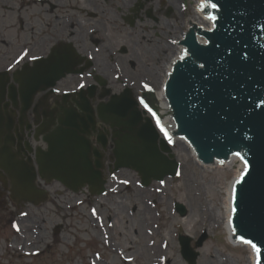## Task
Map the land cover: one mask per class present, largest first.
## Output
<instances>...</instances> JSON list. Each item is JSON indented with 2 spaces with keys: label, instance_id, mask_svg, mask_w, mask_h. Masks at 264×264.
<instances>
[{
  "label": "rangeland",
  "instance_id": "1",
  "mask_svg": "<svg viewBox=\"0 0 264 264\" xmlns=\"http://www.w3.org/2000/svg\"><path fill=\"white\" fill-rule=\"evenodd\" d=\"M131 1L0 0V69H6L24 46L29 48L27 60L41 49L46 51L51 44L76 39L78 31L71 26L66 29L64 19L57 18L73 11L83 33L95 26L105 34V39L95 33L85 41L82 39L84 48L102 54L110 46L120 50L121 63L134 78V83H107L112 93L124 85L139 93L143 78L137 75L150 69L157 78L148 84L159 89L172 54L168 52L162 60L159 56L158 63L155 53L161 45H169L167 39L177 37L186 18L195 17L196 13L189 4L179 8L178 0L174 3L164 0L163 4L162 0H142V12L151 9L158 20L142 13L130 27L123 15L127 17L131 13L127 9ZM131 4L134 6V2ZM169 5L173 6L172 15L163 16ZM163 6L160 15L158 9ZM39 39H45L43 47ZM92 39H98L97 47ZM145 64L149 66L146 69ZM70 84L75 87L77 83ZM68 85L59 83V87ZM176 143L172 153L180 163L181 176L165 177L163 186L159 182L142 186L135 172L122 169L108 178L107 188L117 186L118 193L108 190L102 197L81 191L74 193L60 182L52 181L47 185L49 198L38 205L0 198V264H189L181 254L178 239L181 235L191 238L190 245L197 255L193 264H251L250 250L234 246L224 227L223 202L234 171L223 164H198L188 147ZM42 147L45 149L46 145L43 143ZM108 149L104 157L106 164L110 163ZM122 181H128V185ZM119 182L122 184L118 185ZM157 188L161 190L156 191ZM175 202L186 209L184 215L175 211ZM139 205L147 206L149 212L145 214ZM92 209L103 218L102 226L93 217ZM199 240H202L200 244ZM116 248L134 259L121 260L113 253ZM96 251L105 262L96 261ZM159 255L166 260L154 263Z\"/></svg>",
  "mask_w": 264,
  "mask_h": 264
},
{
  "label": "water",
  "instance_id": "2",
  "mask_svg": "<svg viewBox=\"0 0 264 264\" xmlns=\"http://www.w3.org/2000/svg\"><path fill=\"white\" fill-rule=\"evenodd\" d=\"M220 1V27L211 36L206 34L210 36L211 45L202 48L193 45L195 56L181 64L168 83L169 94H164V118L170 115L167 105L171 97L175 123L179 126L173 131L175 138H187L197 152H201L200 156L204 155L209 160L213 155L226 157L238 143L248 147V159L254 161L255 166L238 188L235 223L240 232L261 247V264H264V246L259 243L264 241V105L255 107L264 100V44L260 40L264 33V0ZM205 15V12L198 11V16ZM192 24L195 22L187 20L185 26L188 28ZM194 59L202 62L204 68H198ZM40 73L26 71L13 75L14 81L20 84L21 99L31 101L38 91H45L56 84L37 83ZM7 81L8 76H0L2 87ZM127 95L126 90L97 108L98 118L116 127L112 135L114 168L134 169L148 180L176 175L178 163L165 155L173 156L170 147L162 138L160 148L157 146L159 134L149 118L141 122L136 100L135 112L126 110L120 103ZM0 96L3 98L4 90ZM142 96L148 99L152 110H156L153 92ZM11 97H16L14 90ZM66 99L65 96L63 100ZM83 108L92 112L90 107ZM112 110L122 116L119 119L107 118V112ZM74 113L59 117V126L44 137L48 151L37 153L39 171L47 176V180H59L74 191L89 185L91 192L99 194L105 190L100 171L103 168L102 155L91 146L88 138L91 135L89 127L94 120L90 116L86 121ZM97 140L103 145L106 143L104 137L98 136ZM242 148L246 149L245 146ZM12 179L17 183L16 193L13 192L18 198L29 201H33L35 196L44 198L45 192L35 189L32 168L25 173H15ZM93 185L97 188L94 189ZM177 209L181 215L186 212L180 204ZM236 231L238 229L233 228L232 238H227L235 239ZM190 240V237L180 239L182 253L191 255L192 263L197 255L190 248Z\"/></svg>",
  "mask_w": 264,
  "mask_h": 264
},
{
  "label": "flooded vegetation",
  "instance_id": "3",
  "mask_svg": "<svg viewBox=\"0 0 264 264\" xmlns=\"http://www.w3.org/2000/svg\"><path fill=\"white\" fill-rule=\"evenodd\" d=\"M107 1V0H105ZM139 1L140 0H132L131 3L134 2V6H131L132 4L129 3L127 5V9L132 13L134 11H136V8L139 9ZM154 1V0H152ZM167 1V0H166ZM177 1V0H176ZM179 1V8H184V5L187 4L186 0H178ZM177 1V2H178ZM39 2H46V0H39ZM127 2V1H126ZM171 2H175V0L171 1ZM165 3L164 0L161 1V4ZM170 3V1H169ZM70 5H67L66 7H69ZM169 8H167L164 13L163 16H168V15H172V11H173V6L169 5ZM164 6L160 9H158L159 14L161 15V13L164 10ZM148 11V10H147ZM149 11H151V9H149ZM90 13V12H89ZM129 13L127 15V17L131 14ZM59 14V13H57ZM145 14H147V12L145 11ZM154 16V21H157L158 18ZM127 17H125L123 15V19L125 20V22L130 26H134L135 24V20L139 19L140 16H137L135 20L130 21ZM57 18L64 19L65 23H67L66 29H68L70 26L72 28H74L75 30L78 31L77 34H75L76 39H71L69 42H63V41H59L57 43L54 44H46L49 45L46 51H41L39 53L36 54V56L42 57V58H48V56H52V52L53 49L60 43H66L68 44L69 48H72L74 50V56L71 59H67V58H62L60 60H55L58 62V67L59 69H62L60 71H50V76L51 78H56L59 73H64L59 80L56 81V83H69L68 86H66V88H74L70 87L71 84L70 83H77L75 88H78V85L80 83H86L84 84L85 87L87 88L89 85H91L92 83H134V78L130 77L127 73L126 70L124 68V66L122 65L120 60V56H121V51L120 50H116L113 49L111 46L110 48L107 47V49L105 50V54H102V51L99 52H91V50L84 48L85 43L82 41V39L85 41L87 38H91L90 36L95 33L97 34L99 37L98 38H103L105 39V34L104 31L101 30V28L96 29L95 26L91 27L94 28L93 32H90V29L86 32H82L83 28L80 25V23L77 20L76 17V13L69 12V13H65L64 15H57ZM100 23V22H98ZM128 34V33H127ZM130 36V35H129ZM46 39V38H45ZM45 39H43L41 41V39H39L40 45H42V47L45 44ZM45 41V42H44ZM48 41V40H47ZM92 44L93 46L97 47L96 44L99 42L98 39H92ZM167 43L169 44V38L167 39ZM61 52V51H60ZM156 56V60L159 63L162 58L165 56V54H161V50L158 51V53ZM161 54V55H160ZM159 56H161V60L159 59ZM91 57V59L89 58ZM53 62V61H52ZM54 65V62H53ZM41 67H45L44 64L41 65ZM149 66L147 64H145V69L148 68ZM22 68V67H21ZM152 69H150L148 72H145L143 74V72H139L137 77L141 76L143 79H141V83H148V82H152L153 79H156L157 77L153 76L151 74ZM153 73V72H152ZM108 89H110V91L112 92L111 88L108 87V84L106 86ZM58 90H60L61 92L63 91L62 87L59 88L58 86ZM101 90L103 91V88L100 86H97L96 89L94 90L97 94L95 99H93L91 101V105L96 107L98 106L101 102H107L110 97H106V98H99V93L101 92ZM120 92V91H117ZM42 94H39L36 96L35 100L36 103L40 104V107H32L28 112H27V117L25 120V116H24V122L27 123L28 125L33 127V131L30 132L29 128H27V131L25 133L24 140L27 138L28 141V146H31V142L35 141L36 138V133L39 132L43 127L46 121H49L50 119H48L49 117L53 116V115H58L59 112L61 111V107H62V103L63 100L60 97L57 96H53L50 97L47 101V103L40 101L41 98H43L41 96ZM71 99H76L78 100V96L73 95L69 98L70 102ZM7 102H11L10 100L6 99ZM11 106H13V104L11 103ZM22 109L24 108V106L21 104ZM74 107H76L74 105ZM77 112L80 115H85V113H83L80 109L76 108ZM20 113V112H19ZM50 113L51 115L48 116L47 114ZM10 115H12L11 113H9ZM23 115V114H22ZM46 116V118H45ZM21 120V114H18L17 117V121L20 122ZM41 121L42 126L38 127L36 125H34V123L36 121ZM35 121V122H34ZM27 125V126H28ZM110 130L109 126L101 123L100 121L96 120L95 121V131L98 134H103V131H107ZM16 138V144L17 146L14 148H12V152L14 153L16 149H18L19 146L24 145L26 147V143L23 140V143H19V136L18 133L16 131L13 132ZM93 139V138H92ZM33 144H36L37 142H32ZM27 150V147H26ZM34 159V155H32V161ZM20 160V162L22 161L23 165H27L28 162L32 163V165L34 164L32 161L28 160L27 157H23L22 160ZM0 169V198H3L4 200H6L8 197L11 198V192L7 191V189L5 188L6 186V182L1 178L2 175L3 176H7V174ZM37 183H42L41 180H36ZM117 250V249H116ZM115 250V253L117 252Z\"/></svg>",
  "mask_w": 264,
  "mask_h": 264
},
{
  "label": "bare ground",
  "instance_id": "4",
  "mask_svg": "<svg viewBox=\"0 0 264 264\" xmlns=\"http://www.w3.org/2000/svg\"><path fill=\"white\" fill-rule=\"evenodd\" d=\"M141 1L142 0H140L139 3H138L140 8L139 9L136 8V11L132 12L127 17L130 21L135 20L137 16H140L142 13H145V11L142 12L143 3ZM200 3H201V0H190V5H192V7H193V9H194V11L196 13V16L194 18H190V19H187V20L195 22L196 26L201 27L204 30L206 28L208 29L209 27H211V24H210V21H208L205 18V16H198V11H199L198 9H199V4ZM146 12H147V14L149 16H153L152 15V12H153L152 10L151 11L148 10ZM93 15H96V14L93 13ZM185 25H186V23H185ZM175 38H177V37H175ZM25 43H27V42H25ZM174 47H175V50H174V53H175L178 50V48L176 47V45ZM54 49H56L58 51H61V52L66 51L68 49H71V51L74 53V50L72 48H69L68 44H66V43H60ZM160 50H162L161 54L167 55L168 52H170L172 54L173 46H171L170 44L169 45L164 44V45H161V49ZM60 59H62V58H58L56 60H60ZM170 64L171 63L168 64V67L166 69L167 71H169V69L171 67ZM164 74H166V71H164ZM164 74H163L161 83L158 84L159 85V89L162 88V86L164 84L163 83L164 82ZM9 76L10 75H8V77ZM53 80H55V78ZM7 86H8V83H3V87H2L1 82H0V95H1V92L4 90V88L7 87ZM139 93H140V95H142L144 93V90L142 89ZM96 94L97 93L95 91H89L87 94L83 95L81 100L78 101V102L75 99H71L72 102H70L69 99L65 100L62 103V111H60L58 115H53V116L49 117L48 119L53 120V122L56 125V127H58L59 126V120H60L58 118L59 115L66 113L68 108L74 107V105L75 106L78 105V106L82 107V106H84L86 104H90L91 101L93 99H95ZM99 94H100L101 97L110 96L111 95V91L107 87H103V91L101 90V92ZM134 94L135 93H133L130 89H128V95L120 100V103L122 105H124L126 107V110H128V111H133V110H134V112L136 111V109L134 107ZM19 97H20V88H18V97H17V99ZM42 97L43 98H41L40 101H43V102L47 103L48 102L47 101L48 98L45 97V95H43ZM11 103H13V106H11ZM154 103L156 105L158 113L160 114V116L164 120V123L168 122L170 124V129L172 131H176L172 120L169 121V118H168L169 116L164 118V93H163V91H160V92L154 91ZM21 104L23 106L24 105H29V107L27 109L26 108L22 109ZM39 105L40 104L36 103V100L34 98H32L31 101H27V100H23L22 99V103H20L18 100H16L15 102H7L5 98H2L0 96V115H1V118H0V169L3 170V168L6 167L8 172L10 173L11 177H13V178L15 176V172H14L15 168H19L21 166V171L23 173H25L24 166L27 167V168L31 167V164L29 162H28L27 165H23V164H21L23 162L22 161L20 162V160H18V159L22 160V158L27 155V150H26V147L24 145L19 146L18 149H16L14 153L12 152V148L15 149V147L17 146L16 138H15L16 135H14L13 132L16 133V131H17L18 136H19V143H23L24 137H26L25 133L27 131V128L30 127L29 128L30 132L33 131V127L24 122V116H25V120H26L27 112L32 107H40ZM138 110L141 113V117H142V118L140 117L141 122L145 121V118L147 119V117L143 116V114H142V112H141V110L139 108H138ZM9 113H11L12 115H10ZM18 114H21L20 122L17 121ZM47 115L50 116L51 114L48 113ZM119 115L120 114L117 111H114V110L107 112V116H108L107 118H111V119H117L118 118L119 119L122 116V115L121 116H119ZM45 118H46V116H45ZM108 124L110 125V123H108ZM94 130H95V128H94ZM103 134H107V131H103ZM22 138H23V140H22ZM160 138L161 137L159 136V138L156 141L157 142V146L159 148H160ZM175 139H176V142H178L179 144L185 145L186 147L190 148V152L192 154V157L197 161L196 155H195L196 153H194L192 147L189 144H187V138H175ZM24 141H25L26 144H28L27 138ZM107 145L108 144L103 145L104 150H100V149L97 150L102 155V157H101L102 159L106 156ZM223 161L225 162L223 164V166L231 168L234 171V178L229 183V186L226 188L227 197H226L225 201L223 202V205L225 207V212H226V215L224 217V221H225L224 227H225V229L227 230V232L229 234L228 236H231V235H233V227H231V224L229 223V216L231 215V208H232V205H231V192H232V188L234 186V182L238 178L239 172L242 169L243 165H242V163H239L237 161V158L234 157V156H232L228 162H226L225 159H223ZM211 165H213V164H211ZM1 178L6 182L5 188L7 189V191L12 193L13 190H14L15 193H16L17 183L14 182L13 179L11 181L9 179V175H7V176H3L2 175ZM37 188H38V186H37V183L35 181V189H37ZM22 193H24V192H22ZM143 211H144L145 214H147V212H149V208L147 206H145L143 208ZM220 217H221V215H220ZM232 240H233L232 243H233L234 246L247 247L250 250V252H251L250 253V259H251V261L253 260V262H254L255 253L252 251L251 247L249 245L243 244L238 239H232Z\"/></svg>",
  "mask_w": 264,
  "mask_h": 264
},
{
  "label": "snow or ice",
  "instance_id": "5",
  "mask_svg": "<svg viewBox=\"0 0 264 264\" xmlns=\"http://www.w3.org/2000/svg\"><path fill=\"white\" fill-rule=\"evenodd\" d=\"M206 8L207 9H212V10H215V11H219L218 4L216 2H213V0H203V2H201L199 4V9L198 10L203 12ZM205 18L208 21L212 22L211 27H209L207 29V31H213L215 29V27H216L215 22L219 19V17L217 15L213 14V12H208V13H206ZM171 43L172 44H176L178 42L176 40H173V41H171ZM204 43L207 44L208 41H205ZM28 53H29V49H27V48L23 49L22 52L20 53V55L18 56V58L15 60V64H20V62L25 57L28 56ZM73 56H74V53L71 51V49H68V50L63 51V52H60V51H58L56 49H53L52 56L49 58V60L54 62L58 58L71 59ZM190 56H195V52H191L190 49L185 48L180 53L178 59L180 61H186L187 58H189ZM30 58L32 60H40L41 59L40 57H37L35 55L31 56ZM89 58L91 59V57H89ZM176 62H177L176 60H172L170 63L175 64ZM199 66L201 68H204V65L203 64H200ZM40 70H41V65H36L33 68L28 69L29 72H37V71H40ZM141 86H142V88H144L147 91H153V89L150 88V86H149L148 83H143ZM79 87L80 88H84L85 85L84 84H80ZM232 99L235 100L236 98L235 97H232ZM137 101H138L139 105L152 116L153 120L155 121L156 129L159 130V132L161 133V135L163 136V138L169 144H171L172 143V138L169 135V131L161 123V120L157 116V113L154 112L152 110V108L150 107V103H149L148 99L145 98V97H143V96H138L137 97ZM261 105H264V100H261L260 101V104H256L255 107H260ZM232 155L234 157H236L237 158V161L239 163H242V165H243L242 169L239 172V176H238V178L235 181V184L240 185V184H242V183L245 182V178L246 177H248V176L251 175V172H252V170L254 169V166H255V162L254 161L253 162H250L249 159H246L245 158V155L243 154V149H239V150L233 151L232 152ZM222 163H223V161H222ZM175 174H176L177 177H180L181 176L180 170L177 169L176 172H175ZM122 183H128V181H122ZM159 184L161 186H163L165 184V180L159 179ZM160 190H161V188H157L156 189V191H160ZM113 191H115V189ZM231 202L234 205L231 208V213L232 214H236L237 213V210H238V207L236 206L237 205V192H236L235 186H233V188H232V192H231ZM92 215L93 216H96L97 215L96 209H92ZM229 223L230 224L232 223V217H231V215L229 216ZM13 227H16V226L13 225ZM237 239L240 240L243 244L249 245L251 247L252 251L255 253V264H261V247H258L257 246V242H253L252 239H246L244 236H238ZM259 243L262 246H264V241H260Z\"/></svg>",
  "mask_w": 264,
  "mask_h": 264
}]
</instances>
